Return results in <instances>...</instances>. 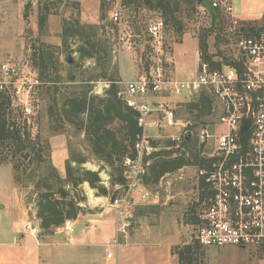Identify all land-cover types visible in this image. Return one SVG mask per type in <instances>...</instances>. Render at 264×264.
<instances>
[{"label":"rangeland","instance_id":"obj_1","mask_svg":"<svg viewBox=\"0 0 264 264\" xmlns=\"http://www.w3.org/2000/svg\"><path fill=\"white\" fill-rule=\"evenodd\" d=\"M44 1L0 0V63L6 60H12L18 64H30L29 59L32 54L31 46H37L39 44L59 46V36L63 20L77 19L81 25L96 26L98 28L95 32L97 38L105 41L108 47L107 61L110 60V75L115 73V71H118L119 75L120 64L125 74V79L128 80L126 71L130 67V63L127 62L128 59L126 57L130 55L132 64H134L137 72L140 74L154 77L157 73H160L162 76L171 77L173 70V65L170 62L173 53L172 45L173 43H180L176 48V57L178 58L177 68L182 70L180 78L184 80L188 76V73L195 70L198 64V56L196 53L198 47L196 46L195 39L198 43L202 36L208 35L211 24L209 16L202 7L196 5L192 10L190 6L186 8L182 5L181 26L178 27L180 30L178 28L175 30L171 26L164 28L157 38H153L154 41H151L152 37L150 36L149 28L158 18L160 19V15L157 14V16L154 10H145L140 6L135 9L131 1L121 0L122 23L125 25L124 28H126L127 33H129V50L123 49L120 53V58L114 59L111 51L115 45V38L108 29H102V25H108L111 11L115 3L119 0H61L56 10L57 14L48 18L46 35L39 37L37 30L38 3L42 4ZM49 1L51 2V6L56 4V0ZM228 1L232 6L233 14L237 10L236 7L240 2L239 0ZM28 3L29 7L26 9ZM246 3H249V1H246ZM260 5L264 8V0H261ZM242 7V11H246L247 6L242 4ZM219 12L221 16L215 22V24L217 23L215 30L207 36V52L212 62H224V59L228 60L227 63L233 62L237 56L238 40L244 36L242 28H247L250 23H254L259 27L264 21H262V15H258L257 13H254V16L240 18L246 20L253 17L254 19H258L255 22L239 21L221 9H219ZM68 43L71 47L70 50L76 48L73 39L69 40ZM67 56H70L73 63L78 60L77 54L69 53L65 56H60V62ZM93 63L92 60L86 59L82 63L84 66L82 69L68 70L66 67H62L60 76L65 79L68 74H73L76 78L85 68L92 67ZM61 83L63 87L67 86L66 83ZM102 83L104 82L99 81L95 83V86L96 84L101 85ZM37 99L34 103L35 115L30 120V126L32 136L34 138L36 136L35 140L38 142V146L45 147V144H47V149L43 151V160L50 162L58 172L60 178L64 179V166L69 159L70 149L71 154L87 160L82 165V168L91 172H97L101 181L100 185L107 191V196L103 197L99 196L96 190L90 189L87 186L88 184L86 185L87 187L83 188L82 184L78 188L79 194L85 197V202L80 205L82 210L85 213L104 212V218L102 220L106 221V226L89 229L84 239L81 240L87 244V248L83 246L70 247L62 245L49 251L47 248L42 247L40 251L43 264H109L105 258L106 249L102 244L105 243L104 241L107 238H109V241L113 235L114 214H111L109 211L108 203L110 197L116 194V188L120 187L119 185L113 184L118 179V175L107 165L94 159L88 145L84 142V136L81 132H75L73 128L66 127L64 135L53 136L49 131L47 102L41 100L39 97ZM174 101L181 102L184 101V98L178 97ZM178 118L180 121H185L187 116L186 114H179ZM215 119V116L212 114L206 116L204 118V126L210 128L215 123ZM215 128L218 132L224 131V128L220 125H216ZM111 129L119 133L121 131V125L114 123ZM159 133L162 137L154 143L161 145V143L167 140V137L178 135L180 131L161 127ZM156 134V131H150L151 136H155ZM18 160L15 161L21 170L27 167L24 173L21 170L17 173L22 181L19 186L15 184V172L11 162L0 163V205H6L15 186L17 187L18 196L21 197L24 205L27 207L34 206L37 196L34 184L37 182L38 176L41 173L44 176L46 175V167L43 164L38 165V169L36 170L37 163L35 161H29L28 158ZM72 166H75V164H72ZM32 170L34 171L32 172ZM29 176L33 179V183L28 181ZM143 188L156 195L157 199L152 198L143 203L136 198L137 203H135L136 205L133 209V228L126 245L128 243H136L137 247L143 245L150 247L149 244H153L156 239L161 240L163 243L167 242L170 247L168 250L162 248V246H157L156 248H161L157 251L160 257L163 258L164 263L178 264L176 256L171 255L170 251L173 247H182L196 241L197 226L204 206V201L199 200L196 192L194 169L186 168L181 172L170 173L159 180L158 183L144 186ZM143 208H152L145 216L147 218L148 229H142L139 221V218L142 217L139 213ZM1 224L2 221L0 220ZM81 228V224L77 223L75 226L76 232L80 231ZM135 234H141L144 237L143 240L139 242L134 240L133 242L132 237ZM58 240L61 243L67 242V239H64L63 236H59ZM1 241L5 240L1 239ZM148 247L147 249H149ZM0 251L3 252L1 256L10 257L16 255L17 248L1 246ZM121 252V248L117 251L115 249L112 250L114 255L113 260L115 262L117 261L118 264H146L147 259H145V255L149 254L143 251H139V253L133 251L129 255L127 253L126 255L124 254L125 256L119 260ZM18 253L26 256L24 251L19 250ZM198 254L201 255L197 257L196 264H264V252L257 249H206L200 247Z\"/></svg>","mask_w":264,"mask_h":264},{"label":"built area","instance_id":"obj_2","mask_svg":"<svg viewBox=\"0 0 264 264\" xmlns=\"http://www.w3.org/2000/svg\"><path fill=\"white\" fill-rule=\"evenodd\" d=\"M120 1L115 3L108 22L115 37L114 59L119 58L123 49L129 50ZM209 4L213 10L232 13L228 0H211ZM163 28L161 20L155 22L149 28L150 36L157 37ZM196 53L198 64L189 80L157 73L154 77L142 75L134 81L119 83L117 97L134 112L137 131L131 151L122 162L124 185L116 188L108 203L115 214L114 236L104 246L108 261L114 259L112 250H119L129 240L136 198L143 203L157 199L143 188V182L151 157L160 150L153 144L162 137L161 127L180 131L166 138L172 143L170 150L174 156L188 157L187 144L196 143L204 160L202 165L177 171L194 169L196 192L205 195L196 233L199 246L264 252V28L239 38L234 65L213 67L201 59V52ZM41 85L29 63H0V95L28 124L35 115L36 90ZM93 92L97 94L95 88ZM201 95L211 101L210 114L215 116V123L210 128L200 126L190 131L191 123L180 121L178 116L185 114L187 105ZM154 97L166 101L152 104L148 100ZM178 97L184 101H174ZM216 125L224 131L218 132ZM150 131L157 134L151 136ZM73 227V221H65L62 231L69 235ZM24 231L33 237L41 232L39 226L30 222L25 224Z\"/></svg>","mask_w":264,"mask_h":264},{"label":"trees","instance_id":"obj_3","mask_svg":"<svg viewBox=\"0 0 264 264\" xmlns=\"http://www.w3.org/2000/svg\"><path fill=\"white\" fill-rule=\"evenodd\" d=\"M60 1L56 0V4L53 6L49 0H45L42 4L38 3L37 30L39 37L46 35L48 18L57 14L56 10ZM128 1H131L135 9L140 6L145 10L158 11L164 28L171 26L175 30L181 26L182 5L186 8L190 6L193 10L194 6L202 7L205 1L209 2L208 0ZM28 7L29 3L26 9ZM214 13L216 21H218L221 16L219 10L214 9ZM215 25L212 27L210 24L208 35L215 30ZM248 25L247 28H242L244 37L251 36L264 28V23L259 27L254 23ZM111 26V24L102 25V29H108L114 36L113 26ZM97 30L96 26L81 25L77 19H65L61 25L60 45L31 46L32 54L29 62L38 81L42 84L36 93L41 100L47 102L49 131L53 136L64 135L66 127L73 128L75 132H81L94 159L117 173L118 179L113 184L123 186L122 162L129 155L133 146L134 135L137 131L135 114L125 108L123 102L117 97L121 78L118 71L109 74L108 47L105 41L97 38L95 34ZM208 35L202 36L198 41V51L202 54L201 59L213 67L223 63L234 65V61L227 63L228 60L225 59L224 62H218V64L212 62L207 52ZM71 39L76 45L73 50H70L71 47L68 43ZM69 53L78 55L77 62L68 65L66 58L60 62V56ZM86 59L94 62L92 67L85 68L76 78L73 74H68L65 79L60 76L62 67H66L68 70L82 69L84 67L82 63ZM99 81L107 84V88L101 95L93 92L95 83ZM61 82L66 83L67 86L63 87ZM210 110L211 101L204 95H201L196 102L188 104L185 114L186 120L191 123L189 130L204 126V118L210 115ZM114 123L121 125L119 133L111 129ZM30 125L31 123L28 124L26 120H23L21 114L11 109L6 98L0 95V163L11 162L17 186L22 182L17 175L21 168L15 160L19 159L18 161H20L28 158L29 161H35L37 163L36 170L38 165H45L46 175L41 173L34 184L37 192L34 208L41 233L46 234L61 228L65 221H75L84 212L80 205L85 202V197L81 196L78 190L82 184H88L90 189L96 190L99 196L106 197L107 191L100 185L101 181L97 172L82 168L87 160L71 154L70 149L69 159L64 166V179L60 178L51 163L43 160V151L47 149V144L45 147L38 146V142L35 140L36 136L35 138L32 136ZM158 144H153L160 150L150 159L148 176L143 182L146 186L158 183L162 177L177 172L180 168L204 163V160L199 156L201 151L196 143L187 144L188 157L174 156V152L170 150L172 143L169 140L161 145ZM26 170L27 167H24L21 171L24 173ZM32 180L29 176L28 181L33 183ZM113 197L114 195L110 199ZM198 197L200 201L205 199L202 192L198 194ZM199 249V244L194 241L182 247H173L171 255L176 256L178 264H196L197 257L201 255L198 254Z\"/></svg>","mask_w":264,"mask_h":264},{"label":"crops","instance_id":"obj_4","mask_svg":"<svg viewBox=\"0 0 264 264\" xmlns=\"http://www.w3.org/2000/svg\"><path fill=\"white\" fill-rule=\"evenodd\" d=\"M246 1H249V3H246ZM239 2H240L239 5L236 7L238 11L236 10L234 11L233 14L231 13L232 17H234L239 21L256 22L258 21V19H254L253 17L251 19H246V20L240 18L247 16H254V13H257L258 15H262V21H264V8L260 5L261 0H239ZM242 4H245L247 6L246 11H242L243 10ZM157 14H159L158 11L156 12V15ZM159 20L160 19L158 18L157 21ZM151 41H154L153 38H151ZM195 41H196V46L198 47L197 40L195 39ZM178 45H180V43H173L172 45L173 53L170 62L173 65V70L171 72V76L182 80L180 78L182 74V70L180 68H177L178 58L176 57L177 56L176 48L178 47ZM126 59H128L129 61L127 60V62L130 63V67H128L126 71V74L129 79L128 80L125 79V74L122 71L119 64V75L121 78V82L134 81L135 79L143 75L137 72V69L135 68L134 64H132L133 62L130 60V55H128ZM193 75H194V70L188 73V76L186 75L187 77H185L184 80L191 79ZM94 88L97 94L101 95L103 90L107 87H105L104 83H102L101 85L96 84ZM150 100L149 101L152 104L166 101V99L160 97H154L151 98ZM86 185L87 184L84 183L82 185L83 188L88 186ZM150 209L152 208H143L142 210H140L139 214L142 217L139 218V221L142 229H148L147 227L148 224L146 220L147 218L145 216L150 211ZM109 211L111 212V214H114V210L110 209ZM103 218H104V212L102 211L100 213L83 212L78 216V218L75 221H73L74 227H73V232L71 234L66 235L64 232H62V227H61L54 232H48L46 234L40 233L37 237H33L29 233L24 231V226L28 222H30L35 226H39V222L36 220V209L34 208V206L27 207L24 205V203L21 200V197L18 196L17 187L14 186L9 201L6 203V205H0V220L2 221V224L0 225V247L9 246V247L17 248V253L15 256L7 257V256H1V253L3 252L0 251V264H43V260L41 259V251H40L42 247L47 248L49 251H51V249L53 248L61 247L62 245L70 246V247L83 246L87 248V244L81 240L84 239L85 235L89 232L90 228L97 229L98 227H105L106 221H103L102 220ZM77 223H80L82 228L80 231L76 232L75 226L77 225ZM95 232L98 233L97 230H95ZM59 236H63L64 239L66 238L67 242L64 241L65 243H61L58 240ZM113 236H114V225H113L112 237L110 238L109 241H108L109 238H107V240L104 241L105 243H103L102 246H105L107 243H109L112 240ZM143 238L144 237L141 236V234H135V236L132 237V241L134 242V240H136L137 242H139L142 241ZM1 239L5 241H1ZM168 244L169 243L167 242L163 243L161 242V240H157V239L153 244L152 243L149 244L150 247L146 245L137 247L136 243L135 244L128 243V245H125L121 248L122 252L119 257V260L122 259L123 256L126 255V253L127 255H129L131 254L130 252L133 251L138 253L139 251H143L149 253L148 255H145V259H147L146 264H166L164 263L163 258L160 257L159 252L157 251L161 248H156V247L162 246V248H166L168 250L170 248ZM147 247L149 249H147ZM27 248L30 249L27 250ZM19 250L24 251V254L26 256H23V254L18 253ZM108 263L118 264V262L117 261L115 262L114 260L108 261Z\"/></svg>","mask_w":264,"mask_h":264},{"label":"water","instance_id":"obj_5","mask_svg":"<svg viewBox=\"0 0 264 264\" xmlns=\"http://www.w3.org/2000/svg\"><path fill=\"white\" fill-rule=\"evenodd\" d=\"M202 9H204L209 18H210V21H211V26L214 27L215 25V22H216V18H215V13H214V10L212 9L211 5L209 4V2L205 1L202 5ZM178 30H180V28H178ZM66 60H67V64L68 65H72L73 64V60H71L70 56H67L66 57ZM242 130H245V128H242ZM190 139V133H186L185 134V140L188 142Z\"/></svg>","mask_w":264,"mask_h":264},{"label":"bare ground","instance_id":"obj_6","mask_svg":"<svg viewBox=\"0 0 264 264\" xmlns=\"http://www.w3.org/2000/svg\"><path fill=\"white\" fill-rule=\"evenodd\" d=\"M89 192H91V191H89Z\"/></svg>","mask_w":264,"mask_h":264}]
</instances>
